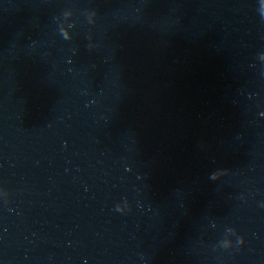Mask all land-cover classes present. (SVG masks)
Segmentation results:
<instances>
[{
    "label": "water",
    "instance_id": "95a60500",
    "mask_svg": "<svg viewBox=\"0 0 264 264\" xmlns=\"http://www.w3.org/2000/svg\"><path fill=\"white\" fill-rule=\"evenodd\" d=\"M0 264H264V0H0Z\"/></svg>",
    "mask_w": 264,
    "mask_h": 264
}]
</instances>
